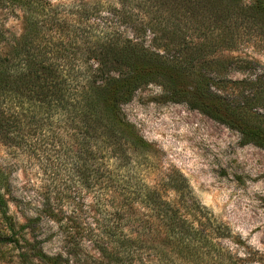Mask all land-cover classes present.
Returning a JSON list of instances; mask_svg holds the SVG:
<instances>
[{
  "label": "trees",
  "instance_id": "1",
  "mask_svg": "<svg viewBox=\"0 0 264 264\" xmlns=\"http://www.w3.org/2000/svg\"><path fill=\"white\" fill-rule=\"evenodd\" d=\"M0 15L23 20L19 33L0 20V143L49 169L42 212L99 253L87 264L260 262L179 169L157 164L122 105L154 83L264 149V87L230 80L242 87L231 96L215 56L244 36L264 45V0H0ZM13 200L0 166V247L38 220L18 223ZM25 243V264H63Z\"/></svg>",
  "mask_w": 264,
  "mask_h": 264
},
{
  "label": "rangeland",
  "instance_id": "2",
  "mask_svg": "<svg viewBox=\"0 0 264 264\" xmlns=\"http://www.w3.org/2000/svg\"><path fill=\"white\" fill-rule=\"evenodd\" d=\"M0 20L11 31L19 33L23 28V20L18 16L0 15ZM244 38L234 48L222 49L215 55L228 62L223 78L224 89L232 90L231 96L242 87L230 85V80L257 79V85L264 87V45L258 37L245 38L247 41ZM259 107L262 108L257 111L262 112L263 104ZM122 109L138 134L156 151L157 164H171L179 169L194 196L240 235L257 256L261 255L257 264H264V149L242 144L237 130L184 102L168 100L154 83L139 88ZM11 151L0 143V166L8 173L15 198L11 212L18 223H25L30 217L38 220L20 232L18 243L7 242L0 247V264H25L19 254L27 245L25 239L41 241L42 251L61 256L63 264L65 259L66 264H87L89 258L98 257L99 253L88 244H68L58 224L42 212L49 169L44 170L36 158L24 154L16 157ZM148 179L156 177L150 175ZM49 186L51 189L52 185ZM72 187L61 182L58 190L71 191ZM50 191L54 195L56 189ZM80 196L86 202L89 200L84 192Z\"/></svg>",
  "mask_w": 264,
  "mask_h": 264
}]
</instances>
